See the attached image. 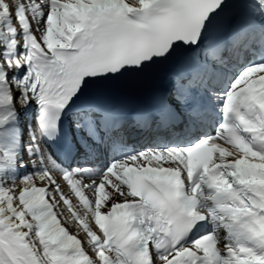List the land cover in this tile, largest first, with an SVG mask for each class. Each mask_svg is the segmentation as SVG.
<instances>
[{
  "label": "snow or ice",
  "instance_id": "1",
  "mask_svg": "<svg viewBox=\"0 0 264 264\" xmlns=\"http://www.w3.org/2000/svg\"><path fill=\"white\" fill-rule=\"evenodd\" d=\"M0 264H264V0H0Z\"/></svg>",
  "mask_w": 264,
  "mask_h": 264
}]
</instances>
